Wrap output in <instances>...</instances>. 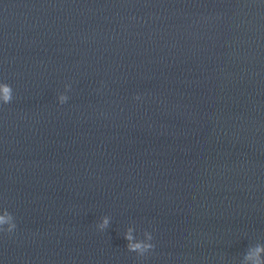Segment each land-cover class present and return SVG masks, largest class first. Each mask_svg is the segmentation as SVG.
<instances>
[{"label":"clouds","instance_id":"9594fccd","mask_svg":"<svg viewBox=\"0 0 264 264\" xmlns=\"http://www.w3.org/2000/svg\"><path fill=\"white\" fill-rule=\"evenodd\" d=\"M12 98H13V90L11 86L6 83H0V100H2L4 104H8L11 102ZM66 99L67 98L65 96L60 97L62 103ZM136 99H139V97H136ZM3 212L4 214L0 215V226L7 223L8 228L4 229L3 227H0V232L11 233L16 228L14 217L6 209ZM106 224H107V220L105 219L104 223L100 227L103 228ZM126 239L131 240V236H127ZM149 239H152V237L149 236ZM128 247L130 251H139L141 254H143L146 251L152 250L155 246L154 244L135 243V244H129ZM260 251H264V249L258 247L256 249V252L259 253ZM257 264H260L259 260L257 261Z\"/></svg>","mask_w":264,"mask_h":264}]
</instances>
